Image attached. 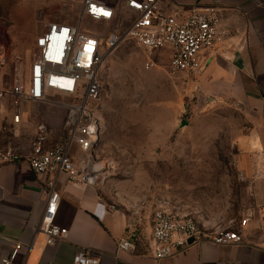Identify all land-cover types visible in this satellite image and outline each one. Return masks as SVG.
I'll return each mask as SVG.
<instances>
[{
	"label": "rangeland",
	"instance_id": "rangeland-1",
	"mask_svg": "<svg viewBox=\"0 0 264 264\" xmlns=\"http://www.w3.org/2000/svg\"><path fill=\"white\" fill-rule=\"evenodd\" d=\"M32 2L0 0V89L7 92L19 74L26 76L36 39L47 25H79V4L61 0L37 8ZM127 21L80 25L85 32L105 35ZM154 61L156 66L146 68L145 52L125 40L102 66L93 187L139 233L163 208L189 214L207 232L239 226L250 217L248 181L241 170L250 162L241 144L249 130L243 109L231 97H221L213 83L205 87L201 74L188 78L171 72L167 58L154 56ZM14 111L9 98L0 101V150L29 149L40 123L51 131L50 147L65 138L61 107L24 103L17 128L11 125Z\"/></svg>",
	"mask_w": 264,
	"mask_h": 264
},
{
	"label": "built area",
	"instance_id": "built-area-1",
	"mask_svg": "<svg viewBox=\"0 0 264 264\" xmlns=\"http://www.w3.org/2000/svg\"><path fill=\"white\" fill-rule=\"evenodd\" d=\"M68 1L80 6L79 25L59 22L47 25L36 39L26 76L23 72L19 74L8 92L0 89V101L9 98L15 108L13 128L22 123L21 105L24 103L58 106L66 112L65 138L54 146L50 147L48 125L40 123L29 149L0 150V167L25 162L35 176L46 179V209L38 231L47 246L56 245L69 236L67 228L55 223L61 202L57 188L59 178L65 175L73 184L89 186H94L97 180L93 154L101 136L97 114L103 91L100 73L110 55L122 42L131 40L147 55L146 68L156 66L154 56H157L167 58V68L171 72L196 78L206 71L214 58L212 54L223 49L230 37L222 27L218 8L212 6L188 15L176 10L165 13L159 6L161 0H126L125 14L129 16V25H122L105 35H95L85 32L80 24L89 20L117 25L121 12L98 0ZM56 97L62 98L63 102H55ZM106 209L115 210L113 206ZM249 225L250 217L237 227L207 232L189 214L163 208L153 215L148 252L160 262L196 243L246 245L249 244ZM261 232L264 234V225ZM137 242L136 227L130 224L118 248L131 251ZM21 249V243L14 244L10 257L3 259L2 264H13ZM72 264H99V259L82 250L75 255Z\"/></svg>",
	"mask_w": 264,
	"mask_h": 264
},
{
	"label": "crops",
	"instance_id": "crops-1",
	"mask_svg": "<svg viewBox=\"0 0 264 264\" xmlns=\"http://www.w3.org/2000/svg\"><path fill=\"white\" fill-rule=\"evenodd\" d=\"M32 1L35 7L44 8L61 0ZM98 1L121 12V19L129 17L125 14L126 0ZM159 6L165 13L176 10L183 15L216 7L223 29L230 34L224 48L212 54L214 58L200 79L205 87L213 83L221 97H231L249 124L247 135L241 138L244 155H250V162L241 165L242 176L248 181L249 244L196 243L156 262L148 252L150 223L141 233L136 227L134 250H120L118 244L130 225L128 216L116 209L108 211L109 205L95 187L73 184L62 175L55 223L67 228L69 236L47 246L38 231L46 209V179L35 176L29 164L21 162L0 167V264L10 257L16 243H21L22 249L13 264H72L82 250L98 258L99 264H264V0H161Z\"/></svg>",
	"mask_w": 264,
	"mask_h": 264
},
{
	"label": "bare ground",
	"instance_id": "bare-ground-1",
	"mask_svg": "<svg viewBox=\"0 0 264 264\" xmlns=\"http://www.w3.org/2000/svg\"><path fill=\"white\" fill-rule=\"evenodd\" d=\"M254 146H257V145L254 143ZM97 170H98V169H97L96 166H95V172H97ZM94 179H95V178H94Z\"/></svg>",
	"mask_w": 264,
	"mask_h": 264
},
{
	"label": "water",
	"instance_id": "water-1",
	"mask_svg": "<svg viewBox=\"0 0 264 264\" xmlns=\"http://www.w3.org/2000/svg\"><path fill=\"white\" fill-rule=\"evenodd\" d=\"M190 243H192V241H190Z\"/></svg>",
	"mask_w": 264,
	"mask_h": 264
}]
</instances>
